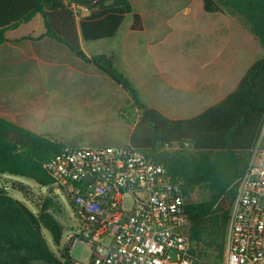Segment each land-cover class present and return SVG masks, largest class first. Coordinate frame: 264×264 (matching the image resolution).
<instances>
[{
	"label": "trees",
	"instance_id": "obj_1",
	"mask_svg": "<svg viewBox=\"0 0 264 264\" xmlns=\"http://www.w3.org/2000/svg\"><path fill=\"white\" fill-rule=\"evenodd\" d=\"M199 1L207 13L229 9L240 16L253 35L260 58L226 98L187 119L170 118L142 103L133 82L116 67L112 56L89 58L82 50V40L98 42L115 37L130 15L132 32H144L134 0H0V46L27 39L18 40L14 35L40 17L44 30L39 40L48 38L68 48L126 90L142 111L129 145L163 165L182 183L186 198L197 191L203 195V200L186 204L196 247L195 264H223L238 183L254 148L264 140V0ZM139 3L143 2L137 0ZM66 147L22 126L13 116L0 115L2 175L50 187L53 179L44 165ZM12 188L31 199L23 184H13ZM32 203L36 212L0 188V264H62L43 235L47 230L54 244L60 245L63 230L51 213L55 199L46 197Z\"/></svg>",
	"mask_w": 264,
	"mask_h": 264
},
{
	"label": "rangeland",
	"instance_id": "obj_2",
	"mask_svg": "<svg viewBox=\"0 0 264 264\" xmlns=\"http://www.w3.org/2000/svg\"><path fill=\"white\" fill-rule=\"evenodd\" d=\"M141 2L140 6L134 0L144 32L130 31V15L115 37L98 42L82 40L81 47L89 58L115 55L116 67L133 82L140 101L170 118H191L208 108V72L213 83L226 81L228 85L243 77L260 58L249 28L229 9L210 14L199 0ZM43 30L38 17L14 35L18 40L27 39L0 46V115L13 116L22 126L65 146L126 145L142 114L130 94L68 48L50 39L39 40ZM125 45L131 53L127 59L123 58ZM157 54L164 66L158 63ZM35 55L38 59L32 58ZM208 61H212L211 67ZM225 71L230 73V81ZM225 94L221 96L225 98ZM16 183L27 187L31 199L12 188ZM0 188L33 212L37 208L32 201L55 199L51 213L63 230L60 245L54 244L47 230L43 235L59 256L78 223L65 196L53 186L42 187L33 180L7 174H0ZM201 200L203 195L197 191L186 203ZM125 206L131 208L130 197L125 198ZM92 255V248L81 243L71 252V258L81 263L89 262Z\"/></svg>",
	"mask_w": 264,
	"mask_h": 264
},
{
	"label": "built area",
	"instance_id": "obj_3",
	"mask_svg": "<svg viewBox=\"0 0 264 264\" xmlns=\"http://www.w3.org/2000/svg\"><path fill=\"white\" fill-rule=\"evenodd\" d=\"M44 169L78 221L62 264H195L182 183L129 144L69 147ZM132 199L131 208L125 198ZM72 230V231H73ZM89 262L71 258L78 244ZM224 264H264V147L256 145L231 206Z\"/></svg>",
	"mask_w": 264,
	"mask_h": 264
},
{
	"label": "crops",
	"instance_id": "obj_4",
	"mask_svg": "<svg viewBox=\"0 0 264 264\" xmlns=\"http://www.w3.org/2000/svg\"><path fill=\"white\" fill-rule=\"evenodd\" d=\"M130 31L132 32V30L130 29ZM145 31V30H144ZM130 35H132L131 33H130ZM45 39H48V38H45ZM55 42V41H54ZM58 44V43H57ZM59 46H61L62 47V45H60V44H58ZM64 47V46H63ZM125 51H124V55H123V58H125V59H127L128 57H131V53H128L127 52V46L125 45ZM69 50V49H68ZM113 57H114V60H115V63H116V65H117V58H116V56L115 55H112ZM32 58H36V59H38V56L37 55H35L34 57H32ZM156 58H158V63L160 62V64H161V66H164V64H165V62H164V60H163V58L161 57V56H159L158 54L156 55ZM33 59V60H34ZM208 66L209 67H211L212 66V61H208ZM229 75H230V73L228 72V71H225V73H224V76H226V77H228V80L230 81V79H229ZM241 78H243V77H241ZM241 78H236V79H234L233 81H232V83H230V84H228L227 85V82L226 81H222V82H220V83H213V81H212V78H211V76H210V73L208 72V108L209 107H211L212 105H214V104H217L218 102V100L219 99H221V100H223L224 98H223V96H221V95H223V93H224V91H226L227 92V94H225V98L236 88V86H237V84H238V82H239V80L241 79ZM215 86V87H214ZM227 95V96H226ZM221 100H219V102L221 101ZM214 101H216V102H214ZM207 109V108H206ZM204 111V110H203ZM202 111V112H203ZM199 114V113H198ZM4 116H10V115H4ZM30 129V128H29ZM127 144H129V143H127ZM70 147V146H69ZM80 147V146H79ZM83 147H96V146H83Z\"/></svg>",
	"mask_w": 264,
	"mask_h": 264
}]
</instances>
